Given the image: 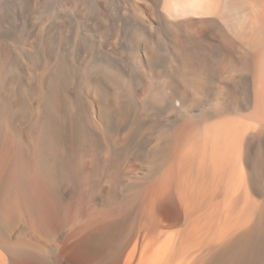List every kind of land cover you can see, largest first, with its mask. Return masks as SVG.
<instances>
[{"label":"bare ground","instance_id":"1","mask_svg":"<svg viewBox=\"0 0 264 264\" xmlns=\"http://www.w3.org/2000/svg\"><path fill=\"white\" fill-rule=\"evenodd\" d=\"M18 23L0 264H264V0H53Z\"/></svg>","mask_w":264,"mask_h":264},{"label":"rangeland","instance_id":"2","mask_svg":"<svg viewBox=\"0 0 264 264\" xmlns=\"http://www.w3.org/2000/svg\"><path fill=\"white\" fill-rule=\"evenodd\" d=\"M31 2V0H0V38L4 36L2 38L3 41H9L11 39L12 34H9L12 32L15 23L19 22L18 24H22L24 18L29 13L37 18L44 11L47 10L48 12L53 0H39L38 9L35 13H32Z\"/></svg>","mask_w":264,"mask_h":264}]
</instances>
